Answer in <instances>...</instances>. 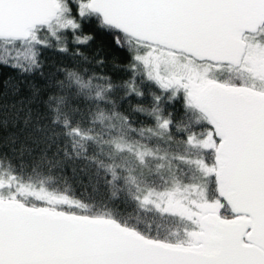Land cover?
I'll list each match as a JSON object with an SVG mask.
<instances>
[{"label":"snow or ice","instance_id":"obj_1","mask_svg":"<svg viewBox=\"0 0 264 264\" xmlns=\"http://www.w3.org/2000/svg\"><path fill=\"white\" fill-rule=\"evenodd\" d=\"M86 23L128 54L129 76L64 69L42 116L34 85L0 100V132L31 127L55 149L27 173L0 152V264H264V0H0V66L33 74L44 49L87 44ZM71 160L134 213L61 189L52 170ZM149 214L177 226L153 231Z\"/></svg>","mask_w":264,"mask_h":264},{"label":"trees","instance_id":"obj_2","mask_svg":"<svg viewBox=\"0 0 264 264\" xmlns=\"http://www.w3.org/2000/svg\"><path fill=\"white\" fill-rule=\"evenodd\" d=\"M84 35H90L92 39L84 45L68 44L67 52H60L57 48L44 49L41 56V69L30 75H20L10 68L0 66V100L6 103H15L23 97L29 95V84L40 89V94L35 98L31 107L33 116H42L45 112L43 101L54 91L48 87L50 83L63 79L64 69L87 68L90 73H97L111 77L113 82H119L128 78L129 73L124 70L127 64L128 54L117 48L110 35L100 31L92 23H86L83 28ZM77 51L82 55H77ZM86 57V59H85ZM102 61V63H98ZM138 82H139V78ZM21 84L22 91L19 95H13L11 85ZM7 82V83H6ZM146 95L143 99L145 104L150 103L151 97L147 95L148 86L143 85ZM137 102L132 98V104ZM162 107L165 114L171 112L173 119L179 121L184 117V110L181 100L169 102L163 100ZM121 111L132 115L135 125H150L151 120L138 113H131L127 101L123 103ZM9 133L15 134V144L0 145V152L6 153L13 165L19 171L23 165L24 172L30 171L33 164L40 161L43 155L51 157L54 148L48 149L47 144L41 137V134L33 131L31 127L21 131L20 128H9L6 132H0V136H7ZM47 170V165H44ZM52 175L58 180L59 187L66 190L67 193L82 202L97 207L107 204L109 207L117 208L121 213H134V205L126 202L123 194L113 197L112 189L105 182V176L82 160H71L64 162L60 167L52 170ZM110 179V177H108ZM152 221L153 231L159 224L161 230L175 228L176 222L171 219L153 218L151 214L147 217Z\"/></svg>","mask_w":264,"mask_h":264}]
</instances>
